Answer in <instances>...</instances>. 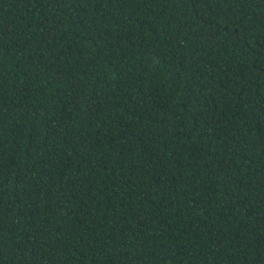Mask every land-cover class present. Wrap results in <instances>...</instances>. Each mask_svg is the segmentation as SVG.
<instances>
[{"label": "trees", "instance_id": "obj_1", "mask_svg": "<svg viewBox=\"0 0 264 264\" xmlns=\"http://www.w3.org/2000/svg\"><path fill=\"white\" fill-rule=\"evenodd\" d=\"M0 264H264V0H0Z\"/></svg>", "mask_w": 264, "mask_h": 264}]
</instances>
